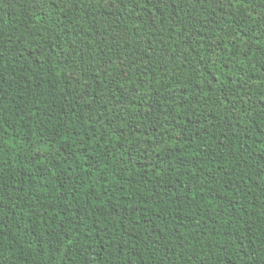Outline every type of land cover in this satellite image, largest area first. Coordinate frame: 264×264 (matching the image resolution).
Returning <instances> with one entry per match:
<instances>
[{"label":"trees","instance_id":"obj_1","mask_svg":"<svg viewBox=\"0 0 264 264\" xmlns=\"http://www.w3.org/2000/svg\"><path fill=\"white\" fill-rule=\"evenodd\" d=\"M0 264H264V0H0Z\"/></svg>","mask_w":264,"mask_h":264}]
</instances>
